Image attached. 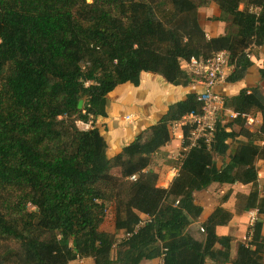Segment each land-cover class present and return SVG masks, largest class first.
<instances>
[{
	"label": "trees",
	"instance_id": "16d2710c",
	"mask_svg": "<svg viewBox=\"0 0 264 264\" xmlns=\"http://www.w3.org/2000/svg\"><path fill=\"white\" fill-rule=\"evenodd\" d=\"M209 3L219 11L212 20L232 32L205 36L197 15ZM263 45L264 0H0V264H264L257 85L224 97L235 118L218 120L210 149H187L167 187L157 185L150 161L172 139L169 122L200 113L195 93L168 105L113 155L94 122L107 116V94L138 85L142 71L186 86L192 78L181 60L224 49L232 68L226 81L234 82L253 63L246 50ZM249 113L258 114L260 134L246 130ZM216 156L225 162L219 166ZM236 182L251 184L239 211L257 208L259 216L232 257L230 236L216 231L230 220L228 210L215 206L198 237L184 227L202 211L193 192Z\"/></svg>",
	"mask_w": 264,
	"mask_h": 264
},
{
	"label": "crops",
	"instance_id": "0c3cea01",
	"mask_svg": "<svg viewBox=\"0 0 264 264\" xmlns=\"http://www.w3.org/2000/svg\"><path fill=\"white\" fill-rule=\"evenodd\" d=\"M208 8L211 10L203 14V18H205L204 22L201 21V17L197 18L200 26L205 29V32L208 33L206 36L208 37L210 35L227 34L230 32V29L225 28L222 21H211L206 19L207 17L217 16L219 13L218 9L212 4L198 9V13L200 10ZM258 48L257 55L254 59L251 55L253 63L247 67L244 77L234 82L224 81L215 87V91H217L223 97H229L237 94L241 88H250L252 86L258 85L260 91L264 95V81H259L257 72L258 68L261 66V55L263 53L262 51L264 49V45ZM198 90L199 86L193 82L186 86L172 85L167 83L159 74L147 71H142L140 73L138 85L135 86L130 83H123L115 87L107 94V116H99L94 121L95 124L99 125L103 130V137L108 145L109 155H113L121 147L129 143L142 129L154 124L166 111L168 105L182 99L185 94L196 93ZM227 110H230V108H227ZM127 114H130V119L128 121L125 119V115ZM168 126L172 133V137L174 135H176V137L177 135L180 137L181 134H183V132H179V129H176L175 132H172L170 128V122ZM176 137L161 146L160 149L156 151L155 155L153 154L154 156H152L150 161V166L152 168H156V164H163V162L166 160V154L168 152L173 150V153L175 152L179 145V140H177ZM174 145H177V147L175 148ZM223 160L225 162L226 159ZM217 164L219 165V163ZM218 184L219 183H211L206 188L209 189L215 187ZM247 187L243 192L247 191ZM205 191L206 189H203V191L198 192L199 201L195 199V201L202 206V219H205L211 210L215 206L219 205L217 202L213 203V201H210V204H205L204 199L206 197H204V194H207ZM229 228L230 221L225 227H223V230H220L223 231L222 234H228L227 231H229ZM153 261L154 260H142L138 264H155L156 260L154 262ZM77 263L91 264V260L86 258L85 260L82 259Z\"/></svg>",
	"mask_w": 264,
	"mask_h": 264
},
{
	"label": "built area",
	"instance_id": "2783aa9c",
	"mask_svg": "<svg viewBox=\"0 0 264 264\" xmlns=\"http://www.w3.org/2000/svg\"><path fill=\"white\" fill-rule=\"evenodd\" d=\"M259 10L260 7L258 6L249 7V11L253 13H257ZM181 68L191 76V81L199 86V90L195 94L196 100L201 104V111L200 113L190 112L184 114L179 119L170 122L172 132L179 129V132L182 133L186 129L185 137L181 134L182 142L185 140L184 145L181 142L183 153L179 158L177 167L172 170L173 176L177 173L182 157L188 148L204 144L207 149H210L218 120L223 121V116L226 117V120H232L236 116V112L232 109L227 110L224 105V97L215 91V87L218 84L226 81V77L232 69L228 65V53L226 50L214 51L207 58L192 56L189 59L181 60ZM125 119L128 121L130 114L125 115ZM244 125L247 131L255 132L260 127V120L252 114H248L245 116ZM259 143L261 145L264 144V139L260 140ZM128 179L131 181L136 180V174L130 175ZM145 217V215L141 216V218ZM257 217L258 209H250L248 212L249 224L252 225ZM143 224L144 219H141L137 227ZM120 237L121 234L116 236L117 242ZM158 264H162L161 259Z\"/></svg>",
	"mask_w": 264,
	"mask_h": 264
},
{
	"label": "rangeland",
	"instance_id": "374dc122",
	"mask_svg": "<svg viewBox=\"0 0 264 264\" xmlns=\"http://www.w3.org/2000/svg\"><path fill=\"white\" fill-rule=\"evenodd\" d=\"M211 4L212 3H209L208 5H211ZM210 10L211 9H209V8L200 10V12L198 13V18L201 17V21L204 22L205 18H203V14L205 12H209ZM212 17H214V16L207 17L206 19L214 21V20H212ZM224 26H227V29H230L231 32L233 31L234 27L230 26L228 23H227V25H225V23H224ZM204 31H205V29H204ZM207 34L208 33L205 32V36ZM210 36H212V35H210ZM258 47H260V46H251L249 48V50H246V52H248V54L252 55V57L254 59L257 55V51L259 49ZM259 81L262 82V81H264V79L263 80L259 79ZM249 114H252L257 119H259L258 114H256V113H249ZM222 119H223V121H226L225 116H223ZM260 125H261V123H260ZM249 133L260 134V127L255 132H249ZM185 135L186 134L184 133L183 136L185 137ZM175 137H176V135H174L172 137V139ZM176 138H177V140H179V145H178V148L175 150V152L173 153L174 150L173 151L169 150L171 152H168L166 154V160L163 162V164H161V165L156 164L157 165L156 169L159 171V173H158L159 176H158V181H157L158 186H164V187L168 186L171 178L173 177L172 170L177 167V165L179 163V158L183 153L182 145H181L182 136L179 137L177 135ZM259 141L260 140L255 141V143L258 144L259 147L262 148V151L260 152V154L256 158L255 166H256L257 174L259 172L258 181H257L258 188H259V186H262V188H263L264 187V152H263L264 144L261 145L259 143ZM174 147L176 148L177 145L176 146L174 145ZM159 149H157L156 151H158ZM156 151H155V153H156ZM155 153H154V155H155ZM216 159H217V163H219V164H222L224 162V160H223L224 158H222L220 156H216ZM109 172L111 174H114V175H115V173H118L117 169L114 167H112ZM236 183H233L235 185H222V184H226V183H219L215 187H212L209 189L204 188V189H206L205 192L209 195L208 196L207 194H204V197H206L204 199L205 204H210L209 203L210 201H213V203L217 202L219 204L217 206H220V207L228 210L233 215V216H231L232 218H230V220H229L230 221V228H229V231H227L228 232L227 235L230 236L232 244H233V251L231 253L232 257L234 256V253H235V249L237 246L236 244L246 241V235H247V233L250 232V229L252 226L251 224H249V220H248V212L252 208H243V209H241V211H239V208L241 207V203H242V200L240 201L239 198H242L241 196H245L249 192V190L251 189V184H249V183L243 184L240 182H236ZM246 187H247V191L243 192L244 190H246ZM259 190H260V188H259ZM200 191H203V190H200ZM200 191L193 192L194 198L196 197L195 199L197 201H199L198 200V196H199L198 192H200ZM29 207L32 209L31 206H29ZM234 214H236V215H234ZM258 216H259V213H258ZM204 220L205 219L201 218V214L197 219H190L189 222L184 227V232H187L191 235L193 234L196 237H198L200 235V233H202V231H203V230H200L199 227H203V225H201V224ZM229 221H228V223H229ZM226 225L216 227L217 233L222 234L223 231H221V230H223V227H225ZM107 229L112 230L111 226L107 227ZM120 234H121L120 231H116L115 235L120 236ZM83 259L85 260L86 258H83ZM80 260H82V259H73L69 262V264H78L77 262ZM159 261H160V259H157L155 264H158ZM206 264H216V263H214L210 260H207ZM227 264H229V263H227Z\"/></svg>",
	"mask_w": 264,
	"mask_h": 264
},
{
	"label": "water",
	"instance_id": "95a60500",
	"mask_svg": "<svg viewBox=\"0 0 264 264\" xmlns=\"http://www.w3.org/2000/svg\"><path fill=\"white\" fill-rule=\"evenodd\" d=\"M81 104V102L78 103V106Z\"/></svg>",
	"mask_w": 264,
	"mask_h": 264
}]
</instances>
